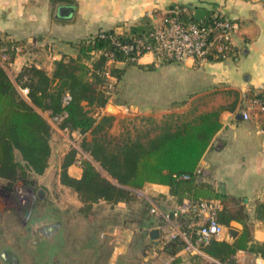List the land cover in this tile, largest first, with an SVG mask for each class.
<instances>
[{
	"label": "crops",
	"instance_id": "crops-1",
	"mask_svg": "<svg viewBox=\"0 0 264 264\" xmlns=\"http://www.w3.org/2000/svg\"><path fill=\"white\" fill-rule=\"evenodd\" d=\"M197 7L204 8L205 15L218 10L238 22V29L232 34L231 53L222 59L197 62H154L152 55L146 54L124 69L123 87L129 101L146 112L154 104L173 105V111H184L188 105L196 104L190 116L223 107L219 115L221 126L199 162L196 181L210 187L213 198L221 202L218 214L232 216L228 225L222 222L226 229L233 226L239 234L242 223L235 218L243 217L251 227L252 240L264 242V221L254 218L257 201H264V111L254 102L256 94L264 93V0H0V39L12 37L21 45L9 66L12 75L28 63L51 72L55 60L63 55L76 57V43L101 30L146 29L162 22L172 10L195 18ZM243 110L249 111L248 118L243 117ZM131 191L148 202V212L142 215V222V216L136 218L133 227L161 248L164 231L174 218L164 222L157 219L149 211L151 204L168 214L189 197L178 201L167 184L153 182ZM158 198L175 201L167 210L163 203L161 206L156 202ZM54 208L52 204L47 213L52 215ZM185 218L188 217L183 215L177 219L179 226L186 225ZM151 219L154 222L149 225ZM158 222L166 230L151 238L150 230ZM222 237L233 240L225 232ZM140 243L143 247L144 243ZM162 255L166 264L172 262V254ZM233 259L238 264H264V256L246 249H238Z\"/></svg>",
	"mask_w": 264,
	"mask_h": 264
},
{
	"label": "trees",
	"instance_id": "trees-1",
	"mask_svg": "<svg viewBox=\"0 0 264 264\" xmlns=\"http://www.w3.org/2000/svg\"><path fill=\"white\" fill-rule=\"evenodd\" d=\"M149 27H134L130 32L105 29L102 30L105 36L97 32L81 39L76 43L78 55H63L55 60L51 72L34 63L24 65L15 79L20 87L27 89V98L21 95L15 82L0 65L1 179L8 185L21 181L25 186L36 187L35 175L42 173L48 165L53 130L39 112L40 109L48 110L51 115H63L61 125L71 131L90 132L91 137L84 140V148L119 182L118 185L100 177L89 161L82 165L79 177L70 175L67 166L73 157L71 151L62 163L60 180L76 191L86 203V208H81L83 213L101 199L111 204L131 200L129 195L135 193L127 187L141 188L151 182L167 184L170 193L178 201L184 197L197 199L215 196L210 187L196 180L199 162L221 126L219 115L223 107L192 116L184 115L180 119L173 118L175 114L171 113L154 135L137 133L132 136L127 132L119 137L107 134L106 128L116 117L114 114L99 112L94 115L91 112L92 108L103 107L109 97L104 88L106 79L102 74L107 68L104 51L116 50V58L123 60L126 55L114 45L113 38L129 41ZM6 41L0 39V43ZM121 69L109 66L110 74L116 77L120 76ZM66 92L71 98L63 103L62 97ZM144 213L142 215L145 216ZM218 213V220L228 225L232 216ZM254 218L264 221V201H257ZM235 219L242 223V228L232 241L223 237L213 238L201 247L202 251L225 264H238L233 259L238 249L264 256V242L252 240L251 227L243 217ZM153 222L151 219L149 225ZM184 246L179 236L164 239L161 249L174 256L168 264H183L185 261L208 264L205 257L186 251Z\"/></svg>",
	"mask_w": 264,
	"mask_h": 264
},
{
	"label": "rangeland",
	"instance_id": "rangeland-1",
	"mask_svg": "<svg viewBox=\"0 0 264 264\" xmlns=\"http://www.w3.org/2000/svg\"><path fill=\"white\" fill-rule=\"evenodd\" d=\"M13 55L14 53L11 54V59ZM131 65L133 64L127 62L111 63V67H123L120 76H115L114 87L111 88L110 98L105 105L101 108L91 109L94 115H97L101 110V112H108L116 116L110 126L106 128L109 136L119 137L127 132L132 136L137 133L154 135L160 130L167 115L174 113L173 118L180 119L183 114L187 116L192 114V109L196 104L188 105L184 111L170 110L173 105L169 104H154L155 106L149 112L142 110L143 108L140 106L136 108L126 96V89L122 82L124 69ZM10 67L7 66L5 71L15 82L21 95L26 96L27 90L17 84L15 79L17 74L12 75ZM82 103L85 104V101ZM108 104L115 105L116 110L110 109ZM120 106H131L133 110L124 112L119 108ZM86 107L91 108V106ZM38 110L47 119L53 130L50 137L51 154L48 165L42 173L35 175L36 187H41L46 195L43 200L36 199L39 210L37 220L39 224H45L49 220L60 222L62 228H56L62 230L61 237L55 238L54 243L41 239L37 245L29 246L30 249L20 247L18 243L12 241L10 238L12 233L9 231L17 225L13 221L14 213L9 209L12 206L11 198L3 194L5 189L0 183V233L3 234L0 241L8 251L19 255L11 264H166L165 256L162 255L165 251L155 246L153 242H149L145 235L133 227L136 218L139 220L142 212H148V202L141 196L131 194L129 195L132 197L131 200L127 198L128 200L120 201L117 206L100 201L93 203L84 213L81 211V208H86V203L80 199L76 191L60 180L62 163L70 156L71 151H73V157L67 166L70 175H79L82 165L89 161L96 168L100 177L118 185L119 182L111 177L84 148V140L91 137L90 132L79 134L74 130L73 132L69 129L66 130L48 110ZM0 182L5 183V180L0 178ZM13 186L18 191L24 190L21 181H15ZM148 192L154 197L150 189ZM156 200L160 205L163 203L161 206L166 207L164 209L173 206L172 203L175 201L173 198L171 201L159 198ZM52 204L55 208L54 213L50 215L47 213V209L48 207L50 209ZM63 206L65 207L62 208ZM121 211L122 213H120ZM126 215L127 217H125ZM6 236L9 238H5ZM61 239L63 240L61 241ZM140 241L144 243L143 247L140 246ZM183 264L203 263L201 261H185Z\"/></svg>",
	"mask_w": 264,
	"mask_h": 264
},
{
	"label": "built area",
	"instance_id": "built-area-1",
	"mask_svg": "<svg viewBox=\"0 0 264 264\" xmlns=\"http://www.w3.org/2000/svg\"><path fill=\"white\" fill-rule=\"evenodd\" d=\"M238 29V22L229 15L214 10L202 19L193 17H183L180 11L172 10L164 17L162 22L151 25L147 31L141 35L134 36L129 41H121L113 38L112 42L119 51L125 54L123 60L116 58L118 51L106 50V69L102 71L106 81L104 88L109 94L114 87L116 78L109 72V66L114 62L138 63L146 54H151L155 62L175 61L182 62L191 59L194 62L207 58L222 59L232 51V34ZM101 36H105L104 31H99ZM5 43H0V65L7 70L12 63L11 54L21 49V45L12 37L6 38ZM27 90L26 88H23ZM71 96L66 92L63 103L70 100ZM254 102L264 111V93L256 94ZM119 105V104H117ZM124 112L132 111V107H119ZM243 117H249V111L243 110ZM54 119L61 123L63 115H54ZM68 130L67 127H64ZM53 129V128H52ZM76 131V130H74ZM264 132V130H262ZM73 132V131H72ZM78 132V131H77ZM80 134V132H78ZM136 190L134 187H127ZM22 190H19L21 192ZM221 202L216 198H185L171 213H165L156 204H151L150 213L157 219L169 220L174 218L169 229L161 222L155 224L158 232L164 231L165 238L179 236L185 243V250L191 253L203 254L206 262L225 264L202 251L201 247L213 238H220L226 233L225 226L218 220L217 212L221 209ZM185 218L186 225L179 226L177 219ZM151 228V229H152ZM159 245V244H158ZM200 254V255H201Z\"/></svg>",
	"mask_w": 264,
	"mask_h": 264
},
{
	"label": "flooded vegetation",
	"instance_id": "flooded-vegetation-1",
	"mask_svg": "<svg viewBox=\"0 0 264 264\" xmlns=\"http://www.w3.org/2000/svg\"><path fill=\"white\" fill-rule=\"evenodd\" d=\"M4 189L3 194L11 198L12 206L9 209L14 213L12 217L17 225V227L11 228V231H9L12 233L10 235L12 241L16 244L18 243L20 247H27L30 249L29 246L37 245L41 239H46L51 242V239L55 240V238L61 237L60 233L62 230L56 228L61 227L60 222L49 220L46 221L45 224H39L37 220L39 210L37 207L38 200L36 201V199H44L41 189L35 187V185H24V190L19 192L13 184L5 185ZM2 235L3 234L0 233V240ZM5 238L9 237L6 236ZM62 240L63 239H61V241ZM17 256H19L18 253L8 251L0 241V264H11Z\"/></svg>",
	"mask_w": 264,
	"mask_h": 264
},
{
	"label": "water",
	"instance_id": "water-1",
	"mask_svg": "<svg viewBox=\"0 0 264 264\" xmlns=\"http://www.w3.org/2000/svg\"><path fill=\"white\" fill-rule=\"evenodd\" d=\"M206 10L204 8L201 7H197L194 9V17L196 19H202L205 15ZM27 98V96H25ZM110 109H114L116 110L115 105L113 104H108ZM36 107V106H35ZM240 116H242V114H240ZM110 175V174H109ZM111 176V175H110ZM112 177V176H111ZM238 234V229L233 227V226H229L226 229V236L229 239H234L236 237V235ZM159 236V232L156 228H152L150 230V237L151 238H157Z\"/></svg>",
	"mask_w": 264,
	"mask_h": 264
}]
</instances>
